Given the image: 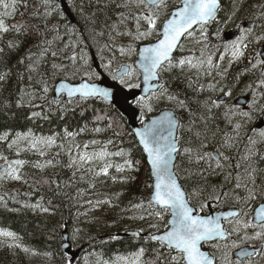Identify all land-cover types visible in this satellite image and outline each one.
I'll return each instance as SVG.
<instances>
[{"label":"snow or ice","instance_id":"6c2138e0","mask_svg":"<svg viewBox=\"0 0 264 264\" xmlns=\"http://www.w3.org/2000/svg\"><path fill=\"white\" fill-rule=\"evenodd\" d=\"M233 4V15H235L239 8L235 7V0ZM112 5L115 9H119L116 13L117 19L108 23L110 17H106L98 32L96 31L97 13L83 16L92 24L89 33H95L93 39L107 38L108 42L103 45L104 49H109L110 45L111 49H115L120 40L128 38L130 42L127 45L121 44L118 48L121 55H131L136 52L137 42L149 41L139 49V60L136 63L141 70L144 91L151 95L147 100L143 96L140 97L138 102L148 112L153 111V104L163 101L175 106L173 110H164L161 115L150 119L147 123L143 122L142 117V127L133 130L150 166L152 183L146 185L152 189V194L147 200L150 210L148 214H154L158 219H163L165 214H169L170 219L161 234H153L149 237L159 245L155 249V259L150 262L143 261L145 250L140 249L131 264H256L255 257L264 258V183L257 184L264 170L255 166L254 158L258 156L256 145L264 143V130L256 133L258 138L247 137L248 143L241 154L240 132L244 125L239 120L234 121V118L239 116L250 119L249 112L241 111L238 107L227 108L222 114L225 122L222 128L218 123L221 117L216 113V110L224 105L222 97L216 100L211 97L196 100V107L193 108L187 98L181 99L178 93L171 92L169 87L161 82L163 74L177 66L182 70L185 67L197 69L196 79H199L201 70L204 75L211 76L215 72L221 80L225 78L227 69L219 71V65L213 63L211 56H208L207 60H197L195 63L192 59H180L174 63L172 55L175 49L181 47L182 37L193 35L194 26H198L201 35H204L205 25L215 20L220 12L222 0H180L179 5L170 12L168 0H121L120 3L109 0V3L103 7L109 8ZM0 7L4 9L0 12V40L9 32L25 34L35 32L37 38L35 51H29L18 63L25 66L29 81L37 78V83L42 85L40 90L44 94L49 92V79L62 77L55 92L67 93L70 100L77 97V94L81 101L90 97L103 99L110 97V89L100 87L94 82L84 81L78 84L65 82L70 77L75 79L82 70L88 75L89 61L86 53L83 52L81 41L85 38L82 33L74 42V47L72 43H64L63 47H60L63 36L60 34L59 24L48 27L49 17L63 15L56 0H39L36 5L30 4L28 0H0ZM20 7L27 9L31 16L40 19L41 23L38 25H29L26 22L6 23L7 17L20 14ZM97 8L102 10L98 0ZM260 9L259 14L264 17V5H260ZM83 11L81 8L82 14ZM130 24L134 25V28L129 27ZM241 32L243 35L232 44V56L235 59L245 55L242 49L247 47L246 41L249 37L254 36L256 40L264 41V36H255L252 27L242 28ZM49 34L52 36L51 39H48ZM64 35L71 41V33L65 31ZM152 37L155 38L154 42L149 40ZM7 47L15 49L19 44L9 41ZM70 47L72 52L68 55L66 50ZM3 53L4 48L0 47V54ZM262 57L264 51L255 52L253 57L255 62L250 61L251 69H245V71L258 68L261 70L262 78L258 81V87H264ZM110 65L111 61L105 67ZM230 65L231 61H229ZM9 72L10 69H7L0 74V84L9 79ZM126 78L127 80L137 78L136 69L131 64L121 65L113 74V79H119L121 84L126 83ZM153 81L156 83H152ZM219 84L220 81L216 80L215 83H209L208 87L212 91L218 90L223 93V97H230L231 89L225 91L223 87L217 88ZM188 86L192 87L191 83ZM128 87L139 88L141 85L129 83ZM196 91L203 92L204 85H199ZM54 102L59 104L60 100L56 99ZM176 109L186 113V117H178ZM94 131L101 132L102 129L96 127ZM67 135L71 137L74 134L68 132ZM4 139H7L6 135L0 136V140ZM21 139H27V135L22 136L18 133L12 143L15 144ZM38 142L51 146L55 143V138L50 136L40 138V141L33 138L32 147L35 148ZM90 143L98 145L100 142L92 140ZM107 143L112 144V141L109 140ZM11 146L9 144V148ZM75 147L79 149L80 145ZM88 147V144L83 145L84 149ZM233 150L236 155L232 154ZM113 157L121 158L122 163L114 161ZM178 159L182 164L176 163ZM48 163L52 162L48 161ZM23 164V160L8 163L5 172H0V176L21 180L20 166ZM86 165L87 172L92 174L93 179L110 178L115 182L117 179L124 180L129 177L111 175L110 169L122 174L130 169L138 170L140 162L133 161L130 153L125 152L124 149L109 152L106 147H101L99 151H83L71 160L69 167L83 169ZM37 167L43 165L38 164ZM181 172L184 174L183 177ZM213 177H222V180L219 183H211ZM80 179H84V176ZM189 183L194 185L190 191L187 189ZM241 192L244 195H241ZM102 202L97 201V203ZM210 202L227 206L230 210L201 214L210 207ZM253 204L255 207H252ZM141 206V204L134 205L137 208ZM34 207L48 211V208L41 207L40 204ZM250 207L251 212H246L245 209ZM240 232H243V235L240 236L238 243L232 237ZM0 236L11 238L13 243L9 246H20L16 243L19 239L16 233L0 229ZM229 240L231 243H228ZM246 241L260 243L258 246L242 247L241 245ZM204 245H210L214 251H204ZM234 248L239 249L235 253V261L231 259V249ZM23 250L29 251L26 247ZM217 251L220 252L219 261H217Z\"/></svg>","mask_w":264,"mask_h":264},{"label":"trees","instance_id":"16d2710c","mask_svg":"<svg viewBox=\"0 0 264 264\" xmlns=\"http://www.w3.org/2000/svg\"><path fill=\"white\" fill-rule=\"evenodd\" d=\"M28 2L36 5L39 0H28ZM98 2L102 10H98L97 0H69L71 10L75 15V23L69 22L64 15L48 18L49 28L54 24L60 26V34L63 36L60 47L69 42L74 47V42L80 37L81 33L85 38L81 41V44L89 61L88 75H85V71L82 70L76 75L75 79L70 77L68 80L77 81L87 76L91 79L97 77L90 59V51H94L99 62L112 60L121 62L120 60H125L131 63L135 57L136 52L131 55H121L118 51L121 44L127 45L130 42L128 38L120 40L115 49H111V45L109 49L103 48V45L108 42L106 37L93 39L95 33H89L92 24L86 21L83 16L93 12L97 13L96 31L98 32L105 18L110 17L108 23H111V21L117 19L116 13L119 11V9H115L114 5L109 8L103 7L108 4L109 0H98ZM120 2L121 0H116V3ZM168 3V11L170 12L179 4V0H168ZM222 3L218 19L204 29L207 36L206 46L209 49L214 47L217 49L223 42L218 27L224 20L227 4L225 0H222ZM260 5H264V0H248L239 12L240 20L250 19L254 24L253 29L259 30L254 32L255 36H264V17L259 14L261 11ZM81 8L84 10L83 14ZM19 13L14 17H7L6 23L26 22L29 25L41 23L40 19L32 17L24 7L19 8ZM129 27L134 28V25L130 24ZM64 30L71 33V41L68 36L64 35ZM51 38L52 36L49 34L48 39ZM149 40H154V37L149 38ZM9 41L17 42L19 47L9 49L7 47ZM146 42L149 41L137 42L135 44L136 50L139 44ZM36 43L35 32H30V34L9 32L0 40V47L4 48V53L0 54V74L10 69L9 79L0 84V136H7V139L0 140V166L2 162L8 164L16 160L24 161V164L20 166L22 179H12L4 186H0V197H2L0 199V229L16 233L19 238L16 243L20 245L19 247L9 246L12 245V240L0 239V264L113 263L117 258L129 257L139 252L140 249L145 250L142 257L143 261L150 262L154 260L155 249L159 246L157 243L143 237L121 238L118 236L122 229L131 226L136 227L139 223L131 224V222L119 221L120 213L141 208V216L145 220L144 216L150 211L147 200L151 188L146 187V185L151 184V177L142 150L126 125L125 119L111 105L98 99L83 101L76 99L70 102L60 100V103L56 104L55 99L52 97V88L56 80L58 81L62 77L48 80L49 92L47 94L40 90L42 85L37 83V78L32 81L27 79L28 73L25 71V66L18 63V61L25 57L29 51H35L34 46ZM246 43L247 47L242 49L245 55L236 63L231 64L229 72L226 73L223 79L224 87L228 90L231 89V92L234 91L233 87L237 80L242 82L248 75V81H251L250 77L256 75L255 71H245V69H251L250 61L255 62L253 57L257 52L258 42L253 36L249 37ZM66 51L68 55H71L72 48ZM180 54V51L176 53L173 59L174 62ZM186 71L188 81L195 78V76L189 74L187 69ZM205 77L208 76L205 75ZM162 80L171 92L178 93L181 99L187 98L192 107H196L195 101L198 99L194 98V94L199 93L193 90L189 91L187 76L185 77L181 73L178 66L163 74ZM134 84L132 83V85ZM241 89V91H244V88ZM259 90L264 97V87H259ZM241 91H237L239 93L236 94L245 93ZM251 93L249 94L252 101L253 95ZM231 101L232 99L227 98L223 107L216 110L217 115L221 117L218 123L222 128L225 126L222 118L223 112L229 107L236 108ZM153 106L155 112L165 107L175 108L173 104L167 101L153 104ZM249 110L250 105L246 112H249ZM176 112L178 117L181 118L187 115L179 109ZM35 113L39 115H34ZM263 113L264 102L258 114L253 113L250 119L239 116L234 118V121L239 120L244 125L240 132L241 143L239 149L241 154L248 143V136L258 138L256 132L258 133L260 130L255 128V122ZM148 115L149 112L144 109L142 116L146 117ZM109 124H111V127H109ZM96 127L101 128L102 131L95 132ZM81 129H84V131H80ZM261 130H264V128ZM68 132L74 135L70 137L67 135ZM18 133L22 136L27 135L31 139L36 138L37 141H40V138L51 136L55 138L57 146L54 150H34L22 147L21 140L13 144L12 141L16 139ZM92 140L100 143L92 145L90 143ZM109 140L112 141V144L107 143ZM9 144L12 145L11 148H9ZM85 144L89 145L88 149L83 148ZM76 145H80V148L75 147ZM101 147H106L109 152L125 148V152L130 153V158L133 161L140 162L138 170L130 169L118 174L114 169H110L111 175L129 177L124 180L117 179L114 182L110 178L93 179L92 174L87 172V165L83 169L69 167L71 160L78 157L83 151H99ZM256 149L258 150V156L254 158V164L258 169L264 170V143H258ZM232 154L236 155L235 150ZM112 159L122 163L119 157H113ZM48 161L52 163L49 164ZM176 163L182 164V161L178 159ZM38 164L43 165L44 168L37 167ZM184 167H187V165H184ZM183 175V172H181V177ZM81 176H84V179H80ZM260 179L261 177L257 180V184ZM221 180L222 177H213L211 183H219ZM181 182L183 183V180ZM90 185H94V187H90ZM192 187L194 185L191 183L187 185L189 191ZM241 195H244V193L241 192ZM88 198L103 201L105 204L102 210H97L98 203L95 204V209L98 211L95 216L92 213L89 214L90 217L88 215L84 216L86 214L81 215L77 209L79 204L83 205L85 209ZM192 203L197 202L192 201ZM36 204L48 208V211L45 212L41 208L34 207ZM137 204L142 206L139 208L134 207ZM210 207L213 209L227 208V206L212 202H210ZM85 211H88V209ZM206 211L207 209L204 212ZM142 219H140V222ZM148 227L144 226L142 230H147ZM64 228L69 230L71 237L75 235V229L83 232L82 236L73 242L81 249L80 256L73 263L70 262L68 255L62 251L60 246L61 233ZM25 247L29 249L28 252L23 250Z\"/></svg>","mask_w":264,"mask_h":264},{"label":"rangeland","instance_id":"374dc122","mask_svg":"<svg viewBox=\"0 0 264 264\" xmlns=\"http://www.w3.org/2000/svg\"><path fill=\"white\" fill-rule=\"evenodd\" d=\"M247 1L248 0H235V7H238L239 11H236L235 15H233V8H234L233 0H225L227 6H225L226 10L224 12V20H223L222 24L219 25V27H218L220 29L219 34H222V32L224 30L230 28L231 26H233V24L237 23L238 21H241L240 17H239V12H241V10L244 8V5ZM3 11H4V9L2 7H0V12H3ZM205 28L206 27H204V29ZM204 29H203L204 35H201V29L199 27H197L195 29V31L193 32V35L186 36L184 38V40L181 43V47H179V51L181 52V54L176 58V61H178L180 59H192V61L195 63L197 60H207L208 56H211L213 63L219 65L218 70L223 71L224 69H227V73H228L230 66H231V65L229 66V61H231V64H233V63H236L241 58L240 57L239 59H235L232 56V44L234 41L231 42L230 44L226 43V46H224V43L222 42L218 46L217 49L215 47L209 49V47L206 46L207 36L205 35ZM258 31H259L258 29H253V32H258ZM257 42L258 43H264V41H258V40H257ZM201 53H203V55H201ZM188 54H191V55H188ZM221 56H223L222 60H221ZM120 61L121 62H114L112 60L110 67H105V65H108L109 61H105V62L102 61V62H100V66H101V68L105 74H108L109 76H111L113 78V74L119 68V66L123 63H127L125 60H120ZM205 67H206V65H205ZM186 69L189 71V74L191 76H195V78L190 79L188 81V74H187ZM180 70H181V73H183L185 75V77L187 76V85H189L190 83L192 85V87L187 86L189 91H192V90L196 91L197 86L199 87V85H201V84L204 85V91L203 92H198L199 94H194L195 99L197 98L198 100H204L208 97H211V99L215 100L216 97L223 95V93L219 92L218 90L212 91L208 87L209 83H215L216 80L220 81V84L217 85V88L223 87L225 91H228V89L224 87L225 84H224L223 79L221 80V78L219 76H216L215 72H213V75L205 77L203 70H201L200 75H199V79H196L197 69H188L187 67H185L183 70L180 68ZM253 71L256 72V75H253L250 77L251 81H248L249 77L247 75V77L242 82L239 80H237L235 82L234 87H233L234 91L231 92L232 95L229 97V98H232V97L236 96L237 95L236 93H239L242 90L241 88H244L243 89L244 91H241V92H245V94H249L250 92H252L251 95H253V98H252V101L250 104V110H249L250 118L252 117L253 113L258 114V112L260 111V107L262 106V104L264 102L263 93L259 90V87L257 86L259 79L262 78L261 70L258 68V69H254ZM87 77H89V76H87ZM96 78L97 77H95L94 79H96ZM206 78H207V81L205 82ZM137 81H138V76L135 79H131V80L126 79V83L122 84V85L126 86L129 83L132 84V83H135ZM237 91H239V92H237ZM239 95H242V94H239ZM135 105L140 110H142V111L144 110V108L141 106V103H139L138 101L135 103ZM154 105H156V104H154ZM166 108H170V107H166ZM176 110H178V109H176ZM153 113H155L154 106H153V111L149 112V115H151ZM31 141H32V139L30 137H27V139H21V146L22 147H28V148L34 149V150H46V149L54 150V148L57 146L55 143L52 144L51 146H49L46 143L38 142L37 146L35 148H33L31 145ZM11 180L12 179L8 178L7 176H0V186L1 187L4 186L5 184H7ZM262 183H264V172H262L261 179H260L258 185L262 184ZM86 194H88V193H86ZM96 201H97L96 199L88 198V203H87L85 209H84L83 205L79 204L77 207V209L79 210V213L81 215L86 214L84 216L88 215V217H90L89 214L92 213L95 216L96 213L98 212L97 210H102L103 207L105 206V204L103 202L98 203L97 210H96L95 209V204H97ZM252 207H255V204H253ZM86 208L88 209V211H85V210H87ZM141 211L142 210L140 208V209H130V210H126V211L120 213L121 217L118 218V220L121 222H127V223L131 222V224H136L139 222L136 225V227L135 226L126 227V228L122 229V231H124L126 229H131V228L132 229L136 228V229L143 231L142 228L144 226H149L147 230H156V229H160V228L164 229L166 227V226H164L165 220L167 219L166 215L163 219H158L154 214H152V215L147 214L144 216V218H145V220H144L141 218L142 217ZM245 211L250 213L251 207L246 208ZM100 215H101V213H100ZM140 219H142L141 222H140ZM153 225H155L156 227H153ZM82 234H83L82 231L75 229V235L73 237H71V235H70L71 243H73L75 240L79 239V237L82 236ZM242 235H243V232H240L239 234H234L232 239H235L239 243L240 242V236H242ZM0 239L11 241V238H6L3 236H0ZM228 243H231V240H229ZM259 243H260L259 241H246L244 244H259ZM207 247H210L214 251V249L211 246L207 245ZM232 250L233 249H231V251ZM135 254L136 253H134L133 255H130L129 257L117 258L113 263L104 262L103 264H131V261L134 258ZM216 255L219 258L220 252L217 251ZM254 260L256 261V264H264V258H262V257H258Z\"/></svg>","mask_w":264,"mask_h":264},{"label":"water","instance_id":"95a60500","mask_svg":"<svg viewBox=\"0 0 264 264\" xmlns=\"http://www.w3.org/2000/svg\"><path fill=\"white\" fill-rule=\"evenodd\" d=\"M56 2H58L60 4V8L62 9L63 13L68 17L70 22H75V17L72 14L71 9H70V7L68 5V0H56ZM215 20H212V21L208 22V24L212 23ZM241 26L242 27H250L251 23L250 22H243V23H241ZM195 27L196 26H194V28ZM239 28H240V25H237L233 29H231L229 31H226L224 33L225 39L226 40H230V39H233L234 37L238 36L239 35ZM182 39H183V37L181 38V40ZM144 45L145 44H141V45L138 46L137 56H136V59L133 62V67L140 74V82H139V84L141 85V87L132 88V89H126L123 86H121L119 83H117L114 80H111L108 76H106L104 74L102 75V78L99 81H90V82H94V83L98 84V86H100V87L110 89L111 95H110V97L108 99L95 98V97H90L88 99H101V100L105 101L106 103L110 104L111 106H113L125 118L126 124L129 126V128L132 131L133 135H134L133 130L135 128L142 127V125L139 124V120H140V117H141L140 111L132 103L134 102V100L137 99V97H142V96L145 97V96L150 94V93H147V92L144 91L145 85L143 84L141 70L139 69V67H138V65L136 63L139 60V55H138L139 49L141 47H143ZM258 50L259 51H264V45L260 46ZM175 51H176V49L173 51V54H172L173 56H174ZM91 57H92L93 65H94L95 69L97 70V72L101 73V70L98 67V61H97V59H96V57H95V55L93 53H91ZM262 58H264V57H262ZM59 81L60 80L56 81V83L54 84L53 97L56 98V99H59L60 97L64 96L65 100H70V98H68V96H67V93L57 94L55 92V88L58 86ZM84 81H89V80L87 78H83V79H81L78 82H70L68 80L65 81V82L72 83V84H78V83L84 82ZM152 83H156V82L153 81ZM222 98L224 100L225 97L222 96ZM72 99H79V94H77V97L71 98V100ZM248 100H249V98L247 96L238 97L233 102V104L234 105H241V106H243V108H245V105L248 103ZM164 110H172V109H163V110L159 111L158 113H156L154 115H151L147 120L144 121V123H147L150 119L161 115ZM263 126H264V115L256 123V127L257 128H261ZM134 137L136 138L138 145L140 146L141 150L143 151L142 145H140L139 142H138V138L135 135H134ZM144 155H145V158H146V154L145 153H144ZM148 168H149V171H150V166L149 165H148ZM5 169H6V165H4L2 167V170H5ZM151 194H152V192H151ZM151 194H150V196H151ZM227 210H230V209L227 208V209H221V210H214V211H210L208 214H214L215 212L227 211ZM169 219H170V216L168 217V220ZM162 232L156 233V235H159ZM121 235L123 237H139L140 236V234L138 232H136V231H127V232H125V233H123ZM143 235L150 237V235H153V234L152 233H146V234H143ZM62 238H63V241H62V244H61V249L65 253L70 255L72 260L76 259L80 250L79 249H77V250H73L72 249L71 244H70L69 239H68L67 230H64L62 232ZM245 247H247V246H245ZM203 250L207 251L204 248H203ZM237 251L233 252V257H236L235 253Z\"/></svg>","mask_w":264,"mask_h":264},{"label":"bare ground","instance_id":"6f19581e","mask_svg":"<svg viewBox=\"0 0 264 264\" xmlns=\"http://www.w3.org/2000/svg\"><path fill=\"white\" fill-rule=\"evenodd\" d=\"M91 1V0H90ZM103 1V0H102ZM81 3V2H80ZM94 3V2H93ZM106 3V2H105ZM109 3V2H108ZM74 8V7H73ZM93 8V7H92ZM77 9V8H76ZM107 14V13H106ZM79 15V14H78ZM77 15V16H78ZM103 15V14H102ZM59 17H61V16H59ZM112 22V21H111ZM72 27V26H71ZM74 29V28H73ZM65 31V30H64ZM99 31V30H98ZM84 33V32H83ZM215 33V32H214ZM90 41H92V40H90ZM70 43V42H69ZM63 44V43H62ZM93 44V43H92ZM71 48V47H70ZM57 79V78H56ZM57 81V80H56ZM55 101V100H54ZM25 104V103H24ZM21 114V113H20ZM58 119V118H57ZM224 121V120H223ZM89 122V121H88ZM253 131V130H252ZM257 133V132H256ZM36 136H37V134H36ZM48 136V135H47ZM125 149V148H124ZM127 149V148H126ZM24 153V152H23ZM45 162V161H44ZM44 168V167H43ZM43 170V169H42ZM70 205V204H69ZM34 209V208H33ZM36 213V212H35Z\"/></svg>","mask_w":264,"mask_h":264},{"label":"flooded vegetation","instance_id":"af4514ba","mask_svg":"<svg viewBox=\"0 0 264 264\" xmlns=\"http://www.w3.org/2000/svg\"><path fill=\"white\" fill-rule=\"evenodd\" d=\"M256 258H258V257H255L254 259H256Z\"/></svg>","mask_w":264,"mask_h":264}]
</instances>
